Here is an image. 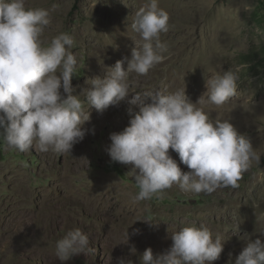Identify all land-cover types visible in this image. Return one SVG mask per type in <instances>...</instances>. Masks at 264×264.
Masks as SVG:
<instances>
[{"label": "rangeland", "instance_id": "obj_1", "mask_svg": "<svg viewBox=\"0 0 264 264\" xmlns=\"http://www.w3.org/2000/svg\"><path fill=\"white\" fill-rule=\"evenodd\" d=\"M146 2L26 0V6L49 11L46 42L60 33L73 37L78 61L73 95L83 98L90 79L104 78L118 60L131 58V37L139 39L132 22ZM159 6L170 17L169 31L161 34L166 59L147 76L132 73L133 92L119 105L102 114L90 106L84 128H94V134L89 131L71 154L41 153L35 146L20 152L0 136V264H118L120 258L140 264L145 249L165 252L171 234L191 225L206 226L222 240L220 258L211 264H235L248 237L264 242L259 234L264 230V0H159ZM226 71L238 76L237 95L205 110L250 138L259 163L252 162L237 188L195 194L173 185L162 196L133 202L139 189L132 165L111 161L106 149L110 134L122 131L139 111L128 102L135 91L170 93L185 87L196 103L206 81ZM78 152L83 160H76ZM169 155L189 171L171 148ZM13 218L17 230L8 226ZM143 218L152 220L136 221ZM76 228L89 236L92 250L61 262L56 243ZM126 232L128 242L121 243Z\"/></svg>", "mask_w": 264, "mask_h": 264}, {"label": "clouds", "instance_id": "obj_2", "mask_svg": "<svg viewBox=\"0 0 264 264\" xmlns=\"http://www.w3.org/2000/svg\"><path fill=\"white\" fill-rule=\"evenodd\" d=\"M169 20L159 0H147L132 22L139 39L131 37L135 44L131 58L118 60L104 78L90 79L81 98L73 95L78 64L73 37L60 33L46 42L44 33L51 24L47 9L29 8L26 0H0V136L6 145L20 152L35 146L41 153L71 154L89 131L94 134V128L83 127L90 121L87 109L92 106L102 114L119 105L133 92L132 73L147 76L166 59L168 45L161 34L169 31ZM237 81L231 71L216 75L206 81V91L196 103L185 87L170 93L135 91L128 102L139 111L131 115L129 109V125L110 134L106 149L111 161L132 165L139 189L133 202L162 196L173 185L195 194L239 187L252 162L259 163L260 153L233 123L213 120L205 110L208 105L222 107L235 97ZM170 148L189 171L181 170L169 155ZM141 220L152 219L136 221ZM259 234L264 237V230ZM128 239L126 232L121 243ZM171 239V247L163 253L145 249L140 264H211L223 251L222 240L203 225L182 227ZM91 250L89 236L76 228L57 241L55 255L64 262ZM118 264L132 261L120 258ZM235 264H264V242L248 237Z\"/></svg>", "mask_w": 264, "mask_h": 264}, {"label": "bare ground", "instance_id": "obj_3", "mask_svg": "<svg viewBox=\"0 0 264 264\" xmlns=\"http://www.w3.org/2000/svg\"><path fill=\"white\" fill-rule=\"evenodd\" d=\"M145 5V4H144ZM87 122H85V124H86ZM84 124V125H85ZM84 125H83V127H84ZM84 159V156L81 154V153H77V155H76V160H83ZM64 181V180H63ZM62 181V182H63ZM67 184V183H66ZM90 203L91 204H94L95 206H96V198L94 197V196H92L90 199ZM20 219V218H19ZM22 219V218H21ZM24 219V218H23ZM17 219L16 218H13L12 219V221L9 223V228H12V229H18V227L15 225V223H14V221H16ZM28 220V219H27ZM20 222V221H19ZM18 222V223H19ZM26 222V221H25ZM17 224V223H16ZM251 226H248V229L250 228ZM20 232V231H19Z\"/></svg>", "mask_w": 264, "mask_h": 264}]
</instances>
